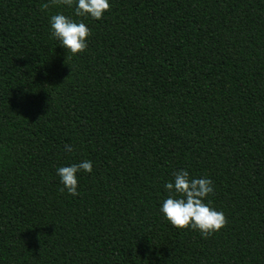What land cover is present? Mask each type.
I'll list each match as a JSON object with an SVG mask.
<instances>
[{
    "label": "trees",
    "instance_id": "obj_1",
    "mask_svg": "<svg viewBox=\"0 0 264 264\" xmlns=\"http://www.w3.org/2000/svg\"><path fill=\"white\" fill-rule=\"evenodd\" d=\"M58 12L85 51L50 36ZM85 159L69 195L56 168ZM180 169L213 181L221 230L163 218ZM0 264H264V0H110L99 21L0 0Z\"/></svg>",
    "mask_w": 264,
    "mask_h": 264
},
{
    "label": "clouds",
    "instance_id": "obj_2",
    "mask_svg": "<svg viewBox=\"0 0 264 264\" xmlns=\"http://www.w3.org/2000/svg\"><path fill=\"white\" fill-rule=\"evenodd\" d=\"M58 6L73 9L75 17L101 20L110 11V0H50ZM49 7V3L42 5ZM50 36L66 51V54L76 55L88 47L87 38L91 35L90 28L83 20H74L58 12L49 20ZM64 151L71 153L73 145L65 144ZM92 161L82 160L56 168V175L69 195H78V174L91 173ZM168 193L163 199L159 212L174 228L198 231L202 236H209L221 230L226 224V218L221 210L212 206L208 197L214 191L213 181L205 176H190L185 169L177 170L172 180L164 184Z\"/></svg>",
    "mask_w": 264,
    "mask_h": 264
}]
</instances>
